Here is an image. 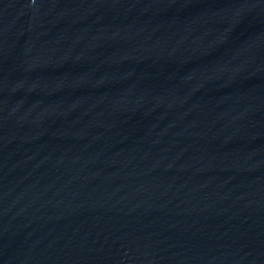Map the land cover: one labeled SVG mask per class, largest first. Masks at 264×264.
<instances>
[{
	"label": "water",
	"instance_id": "1",
	"mask_svg": "<svg viewBox=\"0 0 264 264\" xmlns=\"http://www.w3.org/2000/svg\"><path fill=\"white\" fill-rule=\"evenodd\" d=\"M0 264H264V0H0Z\"/></svg>",
	"mask_w": 264,
	"mask_h": 264
}]
</instances>
